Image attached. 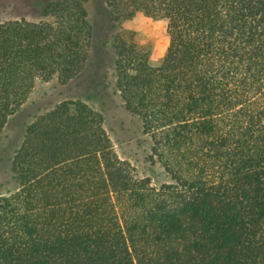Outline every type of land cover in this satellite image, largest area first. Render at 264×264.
<instances>
[{
  "label": "trees",
  "instance_id": "trees-1",
  "mask_svg": "<svg viewBox=\"0 0 264 264\" xmlns=\"http://www.w3.org/2000/svg\"><path fill=\"white\" fill-rule=\"evenodd\" d=\"M90 0L0 21V133L38 79L88 60ZM113 27L168 21L158 65L114 36L116 88L171 177H139L105 116L65 100L25 129L0 195V264H264V0H104Z\"/></svg>",
  "mask_w": 264,
  "mask_h": 264
},
{
  "label": "rangeland",
  "instance_id": "rangeland-1",
  "mask_svg": "<svg viewBox=\"0 0 264 264\" xmlns=\"http://www.w3.org/2000/svg\"><path fill=\"white\" fill-rule=\"evenodd\" d=\"M51 0H0V21L27 18L30 21L47 19L43 8ZM89 20L93 25L85 69L66 84L58 78L38 79L23 106L10 118L0 133V195L17 188L13 177L12 158L20 146L25 129L38 115L65 100H83L105 116V127L118 155L129 161L139 177L150 178L160 187L171 183L164 167L153 158L151 136L145 132L143 121L126 110L116 88V33L134 41L150 54L151 62H162L170 43L168 21L138 11L119 27H113L104 0L87 3Z\"/></svg>",
  "mask_w": 264,
  "mask_h": 264
}]
</instances>
